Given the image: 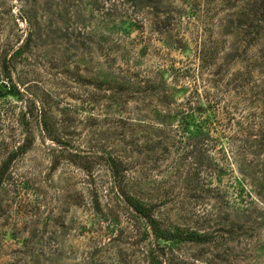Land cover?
<instances>
[{"label":"rangeland","instance_id":"1","mask_svg":"<svg viewBox=\"0 0 264 264\" xmlns=\"http://www.w3.org/2000/svg\"><path fill=\"white\" fill-rule=\"evenodd\" d=\"M0 83V264H264V0H0Z\"/></svg>","mask_w":264,"mask_h":264},{"label":"trees","instance_id":"2","mask_svg":"<svg viewBox=\"0 0 264 264\" xmlns=\"http://www.w3.org/2000/svg\"><path fill=\"white\" fill-rule=\"evenodd\" d=\"M18 49L16 50L17 53ZM202 61V60H201ZM2 70L4 72H6V74H10V63L8 61L5 60V58L2 61ZM199 69H203V65H199L197 66ZM194 69L192 68V66L190 67H185L184 69V75L182 76H186V77H191L192 80H194V82L189 83L191 84V87L193 88L191 93H190V97L187 98V100L185 101V105L186 108L183 110H179L177 112V115L179 116L178 119V124L177 127H179V129H182L183 132H188L189 134H191V138L195 139L193 148L194 151L196 152L199 149H204V148H199L198 144H204L206 143L207 145H210L209 142H211V145L213 146L214 143L216 144V142L218 141L216 137L212 138L210 137V132L211 131H216L217 127H216V121L218 120V108H217V104L213 102L215 105H209L210 106V114H208L207 117H202V107L200 106V104L195 105V101L192 98L195 99H203L208 98V93L207 95H204L203 93H201L199 91L200 85L201 83L199 82V80H197L196 77H194ZM248 75V74H245ZM194 77V79H193ZM239 78H233V81H238ZM239 82V81H238ZM243 85H245L248 82V79L243 78L242 81ZM240 83V82H239ZM241 84V83H240ZM242 85V84H241ZM190 87V85H189ZM12 91L11 86L10 85H4L3 83H0V96L8 94ZM197 113V114H196ZM191 121V122H190ZM218 123V121H217ZM222 127V126H221ZM220 127V128H221ZM223 132V131H222ZM200 135H202V141H200L199 137ZM216 140V142H215ZM225 155L223 154V159H226V157H224ZM117 163L118 161L114 160V159H110V166L113 170V175L116 174V169H117ZM221 170L223 169V166L221 167ZM3 171L0 170V185L2 183V173ZM125 200L129 203V205L132 207L133 211L139 215L141 218H143L147 224V226L149 227V229L151 230V233H153L154 237H156L157 239H163L165 241H191V242H197V243H204V242H209L211 240L210 236L211 234L209 233H205V232H197V231H193V230H171L168 229L167 227H165L161 221H159L154 214L152 213L153 208L150 205H146L145 203H143L142 201H140L139 199H136L133 196L127 195L125 194ZM164 247V246H163ZM150 259L153 261L154 256L153 253H150ZM154 264H162L160 261H156Z\"/></svg>","mask_w":264,"mask_h":264}]
</instances>
